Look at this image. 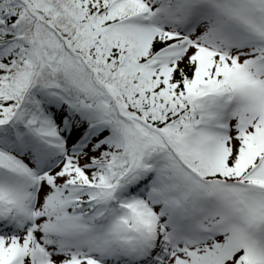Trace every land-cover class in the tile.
<instances>
[{"label": "snow or ice", "instance_id": "6c2138e0", "mask_svg": "<svg viewBox=\"0 0 264 264\" xmlns=\"http://www.w3.org/2000/svg\"><path fill=\"white\" fill-rule=\"evenodd\" d=\"M0 264H264V0H0Z\"/></svg>", "mask_w": 264, "mask_h": 264}]
</instances>
